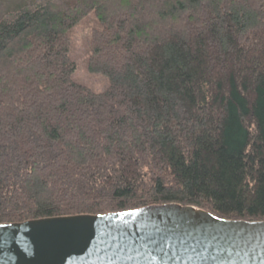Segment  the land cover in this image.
Returning a JSON list of instances; mask_svg holds the SVG:
<instances>
[{
    "label": "trees",
    "instance_id": "1",
    "mask_svg": "<svg viewBox=\"0 0 264 264\" xmlns=\"http://www.w3.org/2000/svg\"><path fill=\"white\" fill-rule=\"evenodd\" d=\"M169 203L264 221V0H0V223Z\"/></svg>",
    "mask_w": 264,
    "mask_h": 264
},
{
    "label": "water",
    "instance_id": "2",
    "mask_svg": "<svg viewBox=\"0 0 264 264\" xmlns=\"http://www.w3.org/2000/svg\"><path fill=\"white\" fill-rule=\"evenodd\" d=\"M0 264H264V221L169 203L0 223Z\"/></svg>",
    "mask_w": 264,
    "mask_h": 264
},
{
    "label": "rangeland",
    "instance_id": "3",
    "mask_svg": "<svg viewBox=\"0 0 264 264\" xmlns=\"http://www.w3.org/2000/svg\"><path fill=\"white\" fill-rule=\"evenodd\" d=\"M100 24L96 20L94 12L81 20L69 33L70 51L69 56L74 64L72 80L85 86L94 93H101L110 86L109 80L102 74L90 73L87 69L88 53L87 42L94 30H99Z\"/></svg>",
    "mask_w": 264,
    "mask_h": 264
},
{
    "label": "snow or ice",
    "instance_id": "4",
    "mask_svg": "<svg viewBox=\"0 0 264 264\" xmlns=\"http://www.w3.org/2000/svg\"><path fill=\"white\" fill-rule=\"evenodd\" d=\"M125 215H132V213H126Z\"/></svg>",
    "mask_w": 264,
    "mask_h": 264
}]
</instances>
